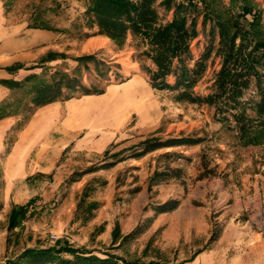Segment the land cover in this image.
<instances>
[{"label":"rangeland","instance_id":"1","mask_svg":"<svg viewBox=\"0 0 264 264\" xmlns=\"http://www.w3.org/2000/svg\"><path fill=\"white\" fill-rule=\"evenodd\" d=\"M85 7L86 0H0L2 21L30 29V37L38 39L21 56H27L24 67L40 66L16 71L15 79L35 72L50 80L59 70L76 74L91 91L104 90L60 100L66 103L58 110L38 113V107L0 120V264L25 248L58 240L99 256L111 252L147 261L159 253L166 263L193 257L183 264H264V143L242 147L228 123L216 120L214 106L179 102L175 92L152 87L146 68L153 64L142 54V39L128 34L118 47L96 27H86ZM157 9L162 22L170 19V12ZM36 16L64 30L33 27ZM197 27L190 43L194 59L203 52L209 30L200 18ZM50 50L94 59L40 63ZM218 68L219 57L212 52L193 91L209 93ZM129 78L136 85L110 86ZM18 96L20 91L7 89L4 98ZM66 111L68 131L60 117ZM150 135L199 141L135 156L141 150L135 144ZM168 166L180 168L179 176L150 181L154 170ZM29 199L27 218L8 229L11 207ZM168 199L178 205L155 212ZM91 201L98 203L89 209ZM116 222L119 237L113 242ZM143 222V232L122 239ZM51 234L58 237L55 242Z\"/></svg>","mask_w":264,"mask_h":264},{"label":"trees","instance_id":"2","mask_svg":"<svg viewBox=\"0 0 264 264\" xmlns=\"http://www.w3.org/2000/svg\"><path fill=\"white\" fill-rule=\"evenodd\" d=\"M158 6L163 7L165 12H170V19L161 21ZM199 18L202 28L209 26L208 39L203 52L194 59L190 43L199 33ZM84 19L86 27H96L97 34L107 36L118 47L124 45L128 34L139 36L145 44L142 54L153 64L152 69L146 68L152 87L175 92L174 100L179 102L214 106L216 120L228 123L235 131L240 146H258L264 143V8L258 0H86ZM31 26L52 31L64 30L39 16H36ZM85 36H88L87 32ZM212 52L219 57V68L214 72L211 91L204 95L195 93L193 87L206 71ZM67 57L77 64L94 59L92 54L68 56L64 52L50 50L39 62ZM39 66L35 64L24 67L18 62L5 68L16 72L20 68L33 69ZM55 72L57 76L53 75L50 80L39 77L35 72L28 73L21 79H0L2 86L22 94L21 97L0 100V120L23 114L25 110L33 113L38 107L71 99L77 93L89 95L104 92L103 89L91 91L74 73L59 70ZM170 75L174 77L173 83L167 81ZM24 97H28V101H24ZM27 117L28 115L25 119ZM198 141V138L192 136L161 140L150 135L135 144L141 150L134 155ZM128 148L131 146L124 149ZM108 152L109 149H106L105 154ZM117 153L119 151L114 155ZM163 155L170 156L172 153L166 152ZM180 172V168L169 166L163 170H154L150 181L156 183L177 177ZM31 202L32 199H29L24 204H14L11 207L8 229L15 228L27 218ZM97 203L91 201L87 207L94 208ZM177 205L178 200L168 199L157 204L154 209L157 213L164 212ZM89 215L90 213L87 216ZM145 224H137L122 239L143 232ZM102 229L103 226L100 225L98 230ZM216 233L213 232L211 239L215 238ZM118 234L116 222L112 230L113 242L119 237ZM160 257L156 253L153 258L145 261L138 257L125 259L111 252L99 256L91 251L75 248L67 241L58 240L54 245L46 247L25 248L16 259L7 264H183L193 258L166 263Z\"/></svg>","mask_w":264,"mask_h":264},{"label":"crops","instance_id":"3","mask_svg":"<svg viewBox=\"0 0 264 264\" xmlns=\"http://www.w3.org/2000/svg\"><path fill=\"white\" fill-rule=\"evenodd\" d=\"M30 32H31L30 29L22 30V27L19 25L18 26L6 25L2 21V18L0 16V79L15 78L14 75L16 72H10L5 67L18 62L23 64V61L27 59V56L24 55L22 57L21 54H24L25 50L29 49L32 45L38 42L36 36L30 37ZM40 32L45 36H51V33H48V31H40ZM21 69L22 68H20L19 70ZM114 85H136V83L133 78H129L128 80L123 82L110 84L111 87L115 88ZM7 89H8L7 87L2 86V84L0 83V100L4 98ZM65 103L60 101H54L52 103L42 106L38 111V113L41 112L43 113L45 110L46 111H51L53 109L58 110ZM68 116H69L68 111L64 113L62 112L60 114V117L62 119V127L66 131H68V123H67ZM68 142L69 141L65 142L62 148L66 147L68 145ZM15 146L17 147V143L15 144ZM15 146L12 148L11 153H14Z\"/></svg>","mask_w":264,"mask_h":264},{"label":"built area","instance_id":"4","mask_svg":"<svg viewBox=\"0 0 264 264\" xmlns=\"http://www.w3.org/2000/svg\"><path fill=\"white\" fill-rule=\"evenodd\" d=\"M57 236L55 234L50 235V241L55 242L57 240Z\"/></svg>","mask_w":264,"mask_h":264}]
</instances>
